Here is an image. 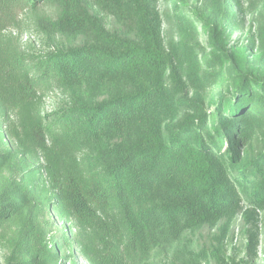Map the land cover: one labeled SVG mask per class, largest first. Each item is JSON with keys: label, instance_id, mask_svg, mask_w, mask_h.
<instances>
[{"label": "trees", "instance_id": "obj_1", "mask_svg": "<svg viewBox=\"0 0 264 264\" xmlns=\"http://www.w3.org/2000/svg\"><path fill=\"white\" fill-rule=\"evenodd\" d=\"M81 1L0 0V40L24 11L54 2L60 16L40 19L44 32L90 34L96 41L47 55L35 65L36 79L25 73L26 60L5 61L0 102L6 100L14 112L53 82L77 91L122 81L133 84L130 91L109 99L62 109L51 125L40 119L34 126L36 134H43H37V142L46 153L54 190L81 224L98 233L102 264H143L150 255L182 243L188 231L216 224L237 210L242 188H252L250 199L262 208L264 150L256 156L245 151L264 125V72L249 68L247 50L231 59L219 23L202 21L210 46L207 65L226 67L235 92L212 99V111L187 98L174 102L165 76L175 59L165 51L152 0L99 2L123 24L135 8V40L112 36L90 13L81 15ZM182 51L175 53L177 62L194 58L191 46ZM259 56L264 60V41ZM176 72L173 68V78ZM174 81L184 90L209 82L197 67ZM183 108L193 112L174 121ZM107 140L119 141L108 145ZM85 145L96 149L86 161L62 156L65 152L70 157ZM9 157L0 150V168L9 165ZM16 192L13 199L0 196V222L21 214L27 204L22 189ZM38 257L30 264H43L46 257Z\"/></svg>", "mask_w": 264, "mask_h": 264}, {"label": "rangeland", "instance_id": "obj_2", "mask_svg": "<svg viewBox=\"0 0 264 264\" xmlns=\"http://www.w3.org/2000/svg\"><path fill=\"white\" fill-rule=\"evenodd\" d=\"M81 2L79 13L83 16L90 13L112 36L124 40L138 38L135 8L129 11L130 21L123 24L99 3L100 0ZM152 3L160 17L165 51L172 60L175 59L165 76L172 101L187 98L203 103L206 110L212 111L214 106L213 109L209 107L212 99L235 92L236 86L226 67L207 65L206 53L210 46L202 22L205 20L219 23L223 47L231 59L247 50L249 68L257 73L264 72V60L259 56L264 41V0H152ZM59 16L54 2L44 3L38 10L24 11L0 40V67L5 61L21 58L26 60L25 73L36 79L35 65L47 55L96 43L90 34L71 37L48 34L40 28V19L54 20ZM185 45L192 47L194 58L177 62L175 53H183ZM194 67H197L198 75L207 77L209 82L204 87L188 90L176 86L174 78L177 82L180 77L185 79ZM173 68L179 71L174 78ZM132 86V83L122 81L108 88L89 86L77 91L53 82L44 92H38L33 101L14 112L6 100L0 102V150L10 154L9 165L0 168V196L13 199L20 187L28 200L21 214L0 222V264H30L37 255L46 257L43 264L103 263L98 233L81 224L54 190L55 182L48 171L46 153L37 142L40 140L37 134H43H36L34 126L40 119L45 126L52 123L53 116L62 109L82 102L103 101L119 92L130 91ZM192 112L183 108L174 121H183ZM118 141L107 140L106 143L117 145ZM263 150L264 125H261L245 153L256 156ZM95 153L94 147L85 145L70 157L65 152L62 156L71 162L76 158L86 161ZM244 159L251 160L249 156ZM251 190L240 189L239 208L220 222L188 231L182 243L150 255L143 264H264V206L261 208L254 198L250 199Z\"/></svg>", "mask_w": 264, "mask_h": 264}]
</instances>
